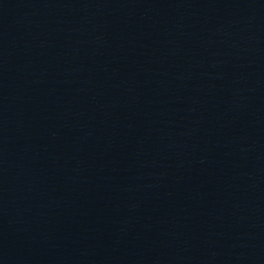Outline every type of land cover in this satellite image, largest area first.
Instances as JSON below:
<instances>
[{
  "label": "water",
  "instance_id": "1",
  "mask_svg": "<svg viewBox=\"0 0 264 264\" xmlns=\"http://www.w3.org/2000/svg\"><path fill=\"white\" fill-rule=\"evenodd\" d=\"M0 264H264V0H0Z\"/></svg>",
  "mask_w": 264,
  "mask_h": 264
}]
</instances>
